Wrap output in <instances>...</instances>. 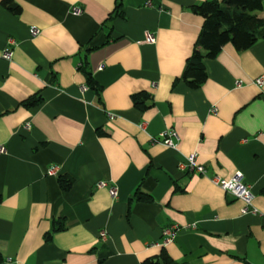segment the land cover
I'll return each mask as SVG.
<instances>
[{
    "label": "crops",
    "instance_id": "1",
    "mask_svg": "<svg viewBox=\"0 0 264 264\" xmlns=\"http://www.w3.org/2000/svg\"><path fill=\"white\" fill-rule=\"evenodd\" d=\"M118 1L0 0V264H141L161 247L180 264H264V39L224 44L191 88L181 76L204 0H121L109 19ZM37 92L40 104L22 105ZM138 92L151 96L144 110ZM191 153L207 176L178 168ZM236 171L255 212L209 178ZM138 186L150 202L130 200Z\"/></svg>",
    "mask_w": 264,
    "mask_h": 264
},
{
    "label": "trees",
    "instance_id": "2",
    "mask_svg": "<svg viewBox=\"0 0 264 264\" xmlns=\"http://www.w3.org/2000/svg\"><path fill=\"white\" fill-rule=\"evenodd\" d=\"M2 4L14 11L17 10L12 0H2ZM121 5L119 0L114 14L112 13L109 19L116 15L122 16ZM192 10L203 17V23L192 52L186 59L181 78L189 87L198 88L207 77L205 59L214 58L224 44L231 43L236 49L243 50L251 47L256 41L264 39V5L263 0H204L194 4ZM78 68L84 73L86 85L100 97L101 86L88 69L85 57L80 61ZM150 97L149 93L138 92L131 95V100L134 107L144 110L149 105L146 102ZM42 100L40 92H37L22 101V105L31 108L40 104ZM58 181L63 190H68L73 178L64 174L58 176ZM260 192L264 195V187ZM132 199L150 202L152 197L138 186L130 197V200ZM63 227V223L53 225L52 231ZM141 264L180 263L175 262L166 249L161 247L158 254L146 257Z\"/></svg>",
    "mask_w": 264,
    "mask_h": 264
},
{
    "label": "built area",
    "instance_id": "3",
    "mask_svg": "<svg viewBox=\"0 0 264 264\" xmlns=\"http://www.w3.org/2000/svg\"><path fill=\"white\" fill-rule=\"evenodd\" d=\"M146 4H150V0L146 1ZM80 8L74 7L72 9V13L77 14L80 13ZM39 32V29L37 28H30V33L31 35H35ZM145 41L152 43L155 41V36L152 32H146L145 34ZM9 43H13V41L10 39ZM11 56V51L9 49H6L3 52V57L9 59ZM254 82L256 85L261 86L264 84V75H261L260 77H257L254 79ZM239 85L240 83L237 82ZM212 112H216V108L212 109ZM160 138L161 142L166 145V146H174V139L177 138V135L175 131L173 130H168L160 133ZM4 151V147L0 146V152ZM178 168L182 171H193L197 174L200 175H206L207 176V169L196 162V154L191 153L186 157V159L179 163ZM58 171V167L56 165H52L47 169V174L49 175H54ZM211 182L221 188L223 191L226 193H229L233 197L240 199L243 203L244 206L242 208V212H255V208L252 206V192H251V187L249 184H247L244 181V176L242 172L236 171L231 177L229 178H224L219 175H212L209 177ZM104 182H99L98 186H104ZM110 193L112 195L116 194V189L114 187L110 188ZM194 228V226L192 227ZM174 227H166L164 228V236H165V241L171 240L172 237L174 236ZM100 236L102 238H105L106 232L104 230L100 231Z\"/></svg>",
    "mask_w": 264,
    "mask_h": 264
},
{
    "label": "rangeland",
    "instance_id": "4",
    "mask_svg": "<svg viewBox=\"0 0 264 264\" xmlns=\"http://www.w3.org/2000/svg\"><path fill=\"white\" fill-rule=\"evenodd\" d=\"M263 5H264V0H263ZM261 14H263V13H261Z\"/></svg>",
    "mask_w": 264,
    "mask_h": 264
}]
</instances>
